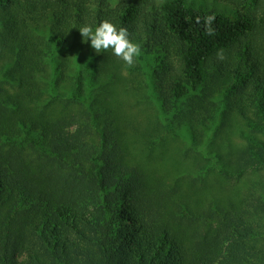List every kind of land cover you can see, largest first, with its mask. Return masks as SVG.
Wrapping results in <instances>:
<instances>
[{
	"label": "trees",
	"instance_id": "1",
	"mask_svg": "<svg viewBox=\"0 0 264 264\" xmlns=\"http://www.w3.org/2000/svg\"><path fill=\"white\" fill-rule=\"evenodd\" d=\"M104 19L141 45L134 68L80 35ZM125 67L160 114L144 133L106 93ZM166 140L192 154L188 187L133 152ZM256 172L264 0H0V264H264V185L211 180Z\"/></svg>",
	"mask_w": 264,
	"mask_h": 264
},
{
	"label": "rangeland",
	"instance_id": "2",
	"mask_svg": "<svg viewBox=\"0 0 264 264\" xmlns=\"http://www.w3.org/2000/svg\"><path fill=\"white\" fill-rule=\"evenodd\" d=\"M105 52L106 51H101L97 54L102 57L105 55ZM122 65L126 66L124 62H122ZM135 66L136 65L131 68H134ZM114 67L115 66L111 67L112 70H114ZM131 68H129L128 71H126V67L123 68L119 75L123 77L121 82H117L111 88L107 87L106 93L110 94L115 90L116 102L121 103L126 108L127 112L132 117L136 118L140 123V132L144 133L145 130H148L149 124L151 122L154 123L155 119H157L156 117L160 114L158 113L156 105H153L145 98V95H147V93H145L147 91L144 89L145 82L140 78H133L130 70ZM109 73L111 72H108L107 74ZM106 81L103 83H107ZM163 134L165 133L163 132ZM160 143H162L161 146L153 149L152 147L148 148L149 146H146L143 141L141 144L133 145V152L137 154L138 161L144 164V166L152 169L156 176L167 180L170 185H173L177 179H186V187H188V185L194 181L190 178L193 173L191 171L193 161L192 154L187 155L189 158L185 155L182 143L173 142L171 140H166L165 142ZM225 144L227 146H235L241 144V142L238 138L232 140L226 139ZM199 169H201V167ZM211 180L214 181L216 189H222L223 192L234 195L243 194L248 190L253 189L254 185L258 183L259 184L256 187L258 193L261 194V190L264 189H262L264 185V172L251 173L242 179H231L230 181H228L225 176L213 175L211 176ZM128 208V205L125 203L124 210H127Z\"/></svg>",
	"mask_w": 264,
	"mask_h": 264
},
{
	"label": "clouds",
	"instance_id": "3",
	"mask_svg": "<svg viewBox=\"0 0 264 264\" xmlns=\"http://www.w3.org/2000/svg\"><path fill=\"white\" fill-rule=\"evenodd\" d=\"M214 16L205 18V30L208 35H213L214 29L211 27ZM199 23V18L197 19ZM84 41L90 40V46L96 53L112 50L113 54L121 59L127 67L134 66L136 59L141 55V45L130 39V33L126 27L117 28L108 19L102 20L98 26L93 28L85 24L79 29ZM219 59L224 58V50L217 53Z\"/></svg>",
	"mask_w": 264,
	"mask_h": 264
}]
</instances>
